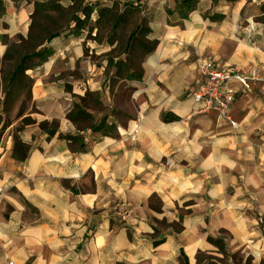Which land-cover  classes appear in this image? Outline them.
<instances>
[{"label": "crops", "instance_id": "obj_1", "mask_svg": "<svg viewBox=\"0 0 264 264\" xmlns=\"http://www.w3.org/2000/svg\"><path fill=\"white\" fill-rule=\"evenodd\" d=\"M34 1L44 0H4L0 71L6 41L27 38ZM183 1H143L158 44L139 82L111 83L85 34L67 29L43 46L48 57L26 72L36 111L19 133L27 159L0 136V264H264V84L232 83L236 127L190 115L200 57L264 72V0H195L191 12ZM1 84L0 74V94ZM86 91L102 105L88 106L92 123L107 117L113 136L67 120ZM42 122L56 123L50 140ZM58 134L81 135L85 150Z\"/></svg>", "mask_w": 264, "mask_h": 264}, {"label": "trees", "instance_id": "obj_2", "mask_svg": "<svg viewBox=\"0 0 264 264\" xmlns=\"http://www.w3.org/2000/svg\"><path fill=\"white\" fill-rule=\"evenodd\" d=\"M13 1V0H12ZM71 3L70 10L71 15H68L67 25L61 30L70 29L71 32L75 35L85 34V40L87 41V36L91 35L92 32L100 27L101 25H110L112 29H117L121 25H125L129 18L138 11L142 10V7H135L128 4H122L120 2H113L110 6H104L100 3H96L93 6H88L84 4L83 0H69ZM195 0H185L181 2V9L191 12L195 8ZM62 7L54 3L53 0H44V1H34L33 2V13L32 15L45 14L49 11H59L61 12ZM143 12V11H142ZM4 13V7L1 3L0 5V15ZM31 15V16H32ZM95 16V19H93ZM186 14H183L181 19H186ZM50 34L47 37H43V32H37L34 30L32 25L29 26L27 38L24 39L18 36L16 41L7 46V50L3 55L2 61L10 64L12 70L5 77L2 76V82L5 83L3 88L4 97L1 101L2 110L1 112L5 114L14 104L16 94L20 90L28 89L26 93V100L31 102L30 89L33 85V80L26 75L28 70H32L35 67L39 66L42 62L48 57V51L45 47V44L49 43L52 39L57 38L60 33ZM150 34L148 28L144 29L141 26H136L130 33L126 47L124 50L128 55L132 54L134 45L137 43L138 47L143 49L141 59L152 54L158 42L156 40H147V35ZM142 36L146 40V46L137 41L139 37ZM133 48V49H132ZM114 73L113 77L110 78V82L113 80L126 81V82H139L142 78V67L138 71L132 68L131 63L126 61H117L113 65ZM0 74L3 75L2 71ZM78 102L73 106L72 110L67 114V120L76 126L79 131H82L84 126L93 132L100 133L102 136L111 137L116 132V125L114 123L107 122V117H103L98 123H92L91 116L87 112L88 106L92 105L93 107L101 108V102L99 100L97 93H91L86 91L83 97L74 96ZM22 101L21 103H23ZM116 114L115 111H113ZM19 115V113H18ZM162 121L164 123H171L178 120L174 115L163 114ZM22 129L24 126H29L34 124V121L30 117H25L21 121ZM39 128L45 134H47V140H50L57 131V126L55 122L47 123L42 122L39 124ZM22 129L17 132L20 133ZM60 140H65L69 148L73 153H80L85 150V144L83 137L81 135H61L57 136ZM30 147L29 145L23 143L19 136L13 137V149H12V158L16 161L23 162L27 159L29 154ZM162 242V239L155 241L153 245H158ZM208 242L219 251H223L222 244L217 240L208 238Z\"/></svg>", "mask_w": 264, "mask_h": 264}, {"label": "rangeland", "instance_id": "obj_3", "mask_svg": "<svg viewBox=\"0 0 264 264\" xmlns=\"http://www.w3.org/2000/svg\"><path fill=\"white\" fill-rule=\"evenodd\" d=\"M53 2L59 4L63 10L61 12L49 11L45 14L32 15L28 20L29 26L32 25L34 27V30H36L37 32H43V37L58 33V31L61 32V30L67 25L68 15L70 16L72 12L70 10L71 3L69 2V0H53ZM1 3L3 4L4 0H0V5ZM142 11L143 10L136 11L132 15V17L128 19L125 25L119 26L116 30L112 29L110 25H101L100 27L95 29L91 35L87 36L88 44L93 45L95 52L98 53L95 55L93 52V55L90 56L91 61H93L94 63L103 62L105 64L104 75L107 78L113 77V65L117 61H126L128 63L130 62L132 68L135 69V71H138L139 68L142 67V64L146 57L141 59L143 49L138 47L137 43L134 45L135 48H132V54L128 55L124 50V48L126 47L127 39L131 31L136 26H141L144 29L148 28V18ZM93 19H95V16ZM16 38L10 41H6L7 45L10 46L11 43L17 40ZM146 39L150 40V34L147 35ZM137 42L141 43L143 47L146 46V40H144L142 36L139 37V41ZM11 70L12 68L10 64H8L7 62H3L1 68L3 75H1V80L3 78L2 76L6 77L11 72ZM115 82L116 80L112 81V83ZM1 83L2 93L0 94V136H3L5 134L13 140V137L15 135L19 136V133L17 131L22 129V119L25 117L31 118L36 111L31 102L26 100V93L28 89H23L20 90L18 94H16L13 106L5 114H3L1 112V101L4 97L3 88L5 86V83H3L2 81ZM127 91L128 90H122L121 94H124ZM22 101L24 102L21 103ZM74 101L78 102L77 99H75Z\"/></svg>", "mask_w": 264, "mask_h": 264}, {"label": "built area", "instance_id": "obj_4", "mask_svg": "<svg viewBox=\"0 0 264 264\" xmlns=\"http://www.w3.org/2000/svg\"><path fill=\"white\" fill-rule=\"evenodd\" d=\"M115 1L135 7H142L144 4V0H83L84 4L88 6H93L96 3L110 6ZM197 75V83L190 92L193 103L190 115L214 114L219 121H223L231 127L237 125L230 116V108L235 99L232 83L239 84L244 91H247L250 85L264 84V72L258 67L252 66L244 71L235 68L225 69L210 57L198 59ZM118 215L122 220H126L128 217V213L122 205L119 206Z\"/></svg>", "mask_w": 264, "mask_h": 264}]
</instances>
